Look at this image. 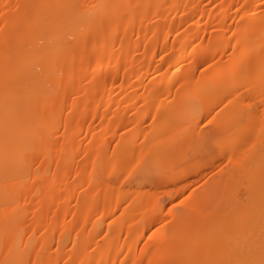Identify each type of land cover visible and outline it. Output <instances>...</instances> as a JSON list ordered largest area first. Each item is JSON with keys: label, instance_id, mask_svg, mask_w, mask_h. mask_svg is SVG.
Returning a JSON list of instances; mask_svg holds the SVG:
<instances>
[{"label": "bare ground", "instance_id": "6f19581e", "mask_svg": "<svg viewBox=\"0 0 264 264\" xmlns=\"http://www.w3.org/2000/svg\"><path fill=\"white\" fill-rule=\"evenodd\" d=\"M4 2L161 6L138 11L93 9L91 17L86 16L66 32L68 48L65 49H56L41 35L32 38L31 45L47 49L48 55L44 59L33 57L27 64L32 78L27 88L30 106L20 113L19 147L23 157L43 160L41 179L33 184L28 176L35 178V168L25 170L21 163L24 186L9 197V202H16L19 212L15 228L18 253L25 249L34 253L39 251L37 245H43L42 255L67 259L71 254L76 264L81 259L94 264L118 261L131 264L133 260L147 264L156 251L155 238L148 240V237L167 214L152 212L155 201L151 196L127 192L122 189L125 187L113 184L97 186L92 181L89 157L94 160V154L100 153L110 158L114 151L118 158L131 161L152 149L161 163L184 161L182 147L189 134L186 130L192 107L199 106L200 119H204L210 117L218 102L215 65L207 68L204 60L211 63L215 56L217 61L227 63L233 48L240 47L224 39L225 34L231 39L235 12L220 13L213 6L241 0ZM254 23L255 30L238 35L242 44L247 42L255 49L258 58L262 41L259 21ZM72 51L75 52L74 78L68 72ZM193 74L201 81L199 85L191 79ZM157 107L160 116L153 125L150 117L156 115ZM36 126L43 128V141L32 136ZM259 134L256 128L252 138ZM243 147L244 143L235 145L237 151ZM221 162L227 164L223 154L193 171L179 172L174 180L133 178L128 183L135 185L143 181L159 188L176 186L177 192L167 199L168 203L161 197L162 207L168 208L175 198L183 196L186 186L203 184L222 166ZM208 190L206 186L198 192L194 204L206 200ZM4 206L5 195L0 187V244L4 235Z\"/></svg>", "mask_w": 264, "mask_h": 264}, {"label": "snow or ice", "instance_id": "6c2138e0", "mask_svg": "<svg viewBox=\"0 0 264 264\" xmlns=\"http://www.w3.org/2000/svg\"><path fill=\"white\" fill-rule=\"evenodd\" d=\"M153 7L159 9L161 6L12 3L0 0V187L5 195L0 264H76L71 254L67 259L42 255L43 245H37L39 251L34 253L27 249L23 253L17 252L15 228L19 212L16 202H9V197L24 186L21 163L25 170L35 168V178L28 176L33 184L40 181L43 164L39 158L23 157L19 147L20 113L30 106L27 88L32 78L27 64L33 57L44 59L48 55L47 49H36L30 41L41 35L56 49H65L68 48L66 32L86 16L91 17L93 9L128 8L138 11ZM191 7L199 8L201 5ZM213 7L220 13L235 12L231 39L227 34L224 39L240 47L233 48V55L227 63L217 61L215 56H212L211 63L204 60L207 68L215 65L218 102L209 113L210 119H200L202 109L195 105L192 107L186 130L189 134L182 147L184 163L177 165L174 160L161 163L154 157L152 149L147 153L141 152L138 159L131 161L118 158L114 151L110 158L100 153L94 154V160L89 157L92 181L97 186L115 183L121 187L133 178H156L161 182L174 180L178 178L181 167L185 170L202 167L221 154L227 160V164L221 162L222 166L217 167L203 184L186 186L179 204L173 200L171 207L165 208L161 197H152L155 201L152 212L167 215L160 227L148 237V240L155 238L153 247L156 251L147 264H264V0L253 3L241 0L240 3H220ZM257 20L262 41L258 58L255 49L247 42L242 44L238 35L255 30L254 22ZM71 56L68 72L74 78V51ZM203 74L202 71L201 76ZM191 79L197 85L201 83L195 74ZM67 111L71 115V110ZM155 111L156 115L150 117L153 125L160 116V108ZM256 128L260 134L252 138ZM32 136L43 141L42 126L34 127ZM238 143H244L240 151L235 148ZM206 186L209 189L207 199L194 204L198 192L204 191ZM79 264L94 262L81 259ZM117 264L124 262L118 261ZM131 264L144 262L133 260Z\"/></svg>", "mask_w": 264, "mask_h": 264}, {"label": "rangeland", "instance_id": "374dc122", "mask_svg": "<svg viewBox=\"0 0 264 264\" xmlns=\"http://www.w3.org/2000/svg\"><path fill=\"white\" fill-rule=\"evenodd\" d=\"M210 118H211V116L209 117V119ZM183 163H184V161H180L177 163V165H182ZM194 169L185 170L183 167H181L179 169V172H181V171L190 172V171H193ZM201 184L202 183L198 184V182H197L193 185V187L201 185ZM113 185H115V186L117 185V186L121 187L120 185L115 184V183ZM123 187H125V188H122V189H124L127 192H134L135 191V193L137 192L140 195L142 194V196H145V195L151 196V197L160 196L165 200L171 198L173 193L177 192V187L174 185H169V186H165L163 188L162 187L159 188L156 185L154 186V185H151L149 182H143V181L140 182L139 184H135V185L127 183V184H124ZM182 198H183V196L175 198L176 203L179 204V200ZM170 201H172V199ZM166 202L168 203L169 200H167ZM170 207H171V203H169V205H168V208H170Z\"/></svg>", "mask_w": 264, "mask_h": 264}]
</instances>
